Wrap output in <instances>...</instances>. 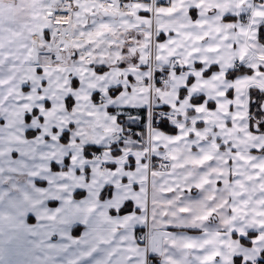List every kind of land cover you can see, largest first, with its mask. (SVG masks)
<instances>
[{
	"label": "snow or ice",
	"instance_id": "1",
	"mask_svg": "<svg viewBox=\"0 0 264 264\" xmlns=\"http://www.w3.org/2000/svg\"><path fill=\"white\" fill-rule=\"evenodd\" d=\"M0 264H264V0H0Z\"/></svg>",
	"mask_w": 264,
	"mask_h": 264
},
{
	"label": "trees",
	"instance_id": "2",
	"mask_svg": "<svg viewBox=\"0 0 264 264\" xmlns=\"http://www.w3.org/2000/svg\"><path fill=\"white\" fill-rule=\"evenodd\" d=\"M254 97L257 95L256 93H253ZM163 109H167V108H163ZM252 112L253 113H257V108L255 105L252 106ZM146 115V111L144 112V116ZM158 127H160L163 131L165 132H169L171 126L167 123H163L161 125H159ZM78 231V229H74V234Z\"/></svg>",
	"mask_w": 264,
	"mask_h": 264
},
{
	"label": "built area",
	"instance_id": "3",
	"mask_svg": "<svg viewBox=\"0 0 264 264\" xmlns=\"http://www.w3.org/2000/svg\"><path fill=\"white\" fill-rule=\"evenodd\" d=\"M161 2H163V0H161ZM160 110V109H159ZM158 110V111H159ZM163 110H165V109H163ZM165 111H167V110H165ZM162 123H157V122H154V125L155 126H158V125H161ZM133 128L138 132V129L133 125ZM157 161H156V159H154L153 160V163H156ZM146 231V230H145Z\"/></svg>",
	"mask_w": 264,
	"mask_h": 264
},
{
	"label": "crops",
	"instance_id": "4",
	"mask_svg": "<svg viewBox=\"0 0 264 264\" xmlns=\"http://www.w3.org/2000/svg\"><path fill=\"white\" fill-rule=\"evenodd\" d=\"M123 66V65H122ZM144 124L146 125V119L144 120ZM137 127V129H138V132L141 130V128L139 127V126H136ZM160 128V127H159ZM161 129V128H160ZM145 130H146V128H145ZM162 130V129H161ZM167 133V132H166ZM155 159V158H154ZM193 195H195V190H193V193H192ZM190 234H196V233H190Z\"/></svg>",
	"mask_w": 264,
	"mask_h": 264
},
{
	"label": "rangeland",
	"instance_id": "5",
	"mask_svg": "<svg viewBox=\"0 0 264 264\" xmlns=\"http://www.w3.org/2000/svg\"><path fill=\"white\" fill-rule=\"evenodd\" d=\"M155 126V125H154ZM82 231V229H78V231L74 234V235H79L80 234V232Z\"/></svg>",
	"mask_w": 264,
	"mask_h": 264
}]
</instances>
